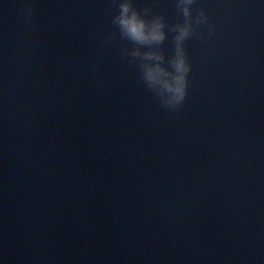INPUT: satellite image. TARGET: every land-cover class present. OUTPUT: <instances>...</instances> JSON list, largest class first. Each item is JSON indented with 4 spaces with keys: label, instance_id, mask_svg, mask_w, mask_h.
<instances>
[{
    "label": "water",
    "instance_id": "1",
    "mask_svg": "<svg viewBox=\"0 0 264 264\" xmlns=\"http://www.w3.org/2000/svg\"><path fill=\"white\" fill-rule=\"evenodd\" d=\"M116 2L0 0V264H264V0H197L175 109Z\"/></svg>",
    "mask_w": 264,
    "mask_h": 264
},
{
    "label": "clouds",
    "instance_id": "2",
    "mask_svg": "<svg viewBox=\"0 0 264 264\" xmlns=\"http://www.w3.org/2000/svg\"><path fill=\"white\" fill-rule=\"evenodd\" d=\"M196 3L197 0H175L182 20L171 26L163 13L153 12L150 5L141 8L137 0H117V11L112 18L121 38L133 45L126 56L138 63L143 81L159 93L163 105L172 109L180 107L188 95L192 63L185 42L199 26L209 23L206 9L194 13ZM32 14L33 9L28 6L24 15L31 19ZM170 27L174 32L175 52L169 66L164 62L166 53L162 45L169 37Z\"/></svg>",
    "mask_w": 264,
    "mask_h": 264
}]
</instances>
